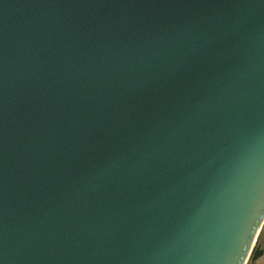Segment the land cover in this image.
<instances>
[{
  "label": "water",
  "instance_id": "water-1",
  "mask_svg": "<svg viewBox=\"0 0 264 264\" xmlns=\"http://www.w3.org/2000/svg\"><path fill=\"white\" fill-rule=\"evenodd\" d=\"M264 226V0H0V264H247Z\"/></svg>",
  "mask_w": 264,
  "mask_h": 264
},
{
  "label": "trees",
  "instance_id": "trees-1",
  "mask_svg": "<svg viewBox=\"0 0 264 264\" xmlns=\"http://www.w3.org/2000/svg\"><path fill=\"white\" fill-rule=\"evenodd\" d=\"M259 260H263L264 264V232L263 228L255 244V247L250 255L247 264H256Z\"/></svg>",
  "mask_w": 264,
  "mask_h": 264
},
{
  "label": "crops",
  "instance_id": "crops-1",
  "mask_svg": "<svg viewBox=\"0 0 264 264\" xmlns=\"http://www.w3.org/2000/svg\"><path fill=\"white\" fill-rule=\"evenodd\" d=\"M262 263H263V260H259V261H258V264H262Z\"/></svg>",
  "mask_w": 264,
  "mask_h": 264
},
{
  "label": "rangeland",
  "instance_id": "rangeland-1",
  "mask_svg": "<svg viewBox=\"0 0 264 264\" xmlns=\"http://www.w3.org/2000/svg\"><path fill=\"white\" fill-rule=\"evenodd\" d=\"M263 232H264V226H263ZM256 264H258V262Z\"/></svg>",
  "mask_w": 264,
  "mask_h": 264
}]
</instances>
